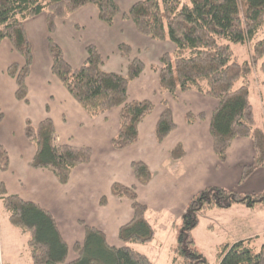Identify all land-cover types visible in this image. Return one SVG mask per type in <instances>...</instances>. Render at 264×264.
<instances>
[{
  "label": "trees",
  "instance_id": "trees-1",
  "mask_svg": "<svg viewBox=\"0 0 264 264\" xmlns=\"http://www.w3.org/2000/svg\"><path fill=\"white\" fill-rule=\"evenodd\" d=\"M87 4L97 7L100 20L108 26H113L121 16L131 21L139 34L171 42L174 52L165 53L160 59V90L169 92L173 98L178 93L194 90L216 99L218 105L210 121L214 152L224 161L234 139L250 138L256 153L255 163L244 169L243 177L264 165V129L256 127L249 90L254 67L260 60L264 71V38L253 44L249 61L240 62L231 48V44L251 43L264 29V0H137L127 11L116 0H0V43L9 40L24 59V65L12 64L7 70L16 81V98L28 103L27 78L33 63L32 45L24 22L44 13L50 34L47 45L52 72L90 116L121 107L120 128L112 140V146L121 150L138 141L139 124L154 110L150 100L130 101L128 96L130 83L142 74L145 64L134 58L127 75L107 72L102 55L94 45L86 47L87 58L80 67L73 68L66 61L52 37L55 21L69 17ZM119 48L124 55H129V46L120 44ZM164 104L155 130L159 142L176 127L172 110ZM187 120L192 123L194 115L188 113ZM26 138L36 148L32 167L50 171L63 185L69 182L73 170L88 164L93 155L90 147L58 143L55 125L50 119L37 126L28 121ZM0 165L7 169V154L1 147ZM131 168L140 185L150 183L152 172L144 162L134 161ZM111 194L132 202L133 218L119 230V239L124 245L111 246L104 233L85 225L83 243H75L70 248L48 210L10 195L4 185L0 186V197L11 224L30 236L32 264H153L148 256L128 245L149 243L154 238V230L146 217L148 207L138 201L137 187L114 183ZM106 202L102 198L101 205ZM235 204L263 208L264 190L242 194L223 187H209L194 195L182 216L173 248L174 264H208L193 235L200 216L208 210L227 209ZM251 243L242 240L221 245L218 264H264V247L256 251ZM70 253L75 255L72 260H69Z\"/></svg>",
  "mask_w": 264,
  "mask_h": 264
},
{
  "label": "crops",
  "instance_id": "crops-1",
  "mask_svg": "<svg viewBox=\"0 0 264 264\" xmlns=\"http://www.w3.org/2000/svg\"><path fill=\"white\" fill-rule=\"evenodd\" d=\"M116 1L127 11L137 0ZM24 25L33 54L27 78L28 103L16 98V81L7 71L12 64L24 65V59L9 40L0 43V147L8 158L7 169L0 165V186L4 185L8 194L48 210L70 248L75 243H83L85 225L104 233L111 246L124 245L119 239V230L133 218L132 202L111 194L114 183L137 187L138 201L148 207L146 217L154 230V238L145 244L158 239L157 220L167 218L163 223L173 220L175 229L192 197L206 188L223 187L242 194L264 190V165L243 177L244 169L255 163L256 153L250 138L234 139L224 161L214 152L210 121L218 105L216 99L194 90L178 93L177 98H173L169 92L160 90V59L165 53L174 52L171 42L139 34L134 24L121 16L115 19L113 26H108L100 20L93 4L81 7L67 18L56 19L52 37L73 68L80 67L86 60L88 45L98 48L107 72L127 75L134 58L145 64L142 74L130 83L128 96L130 101L150 100L154 110L139 124L138 141L117 150L112 140L120 128L121 107L90 116L52 72L46 15L41 13L27 19ZM120 44L129 46L128 56L122 53ZM254 80L256 84L260 80L255 70L250 79V102ZM165 102L172 110L176 127L159 142L155 130ZM252 107L254 112L253 104ZM188 113L194 115L192 123L187 120ZM45 119L53 121L58 143L93 150L91 161L76 167L65 185L50 171L32 167L36 148L26 138L27 122L37 126ZM259 122L263 126L257 124L255 118L256 127L264 129V116ZM176 149L178 151L173 153ZM134 161L144 162L150 168L152 180L147 185H140L134 176L131 168ZM102 198L107 199L105 205H101ZM221 215L231 219V237L219 245L251 240L254 249L258 241H261L258 248L264 247V207L251 209L235 204L227 209L208 210L200 216L198 227L201 220H211L208 230L213 232ZM9 219L0 197V232L2 224L7 239H12V251L17 249L13 240L22 239L24 252L30 236L26 239L28 233L14 227ZM198 227L193 232L194 237ZM135 244L140 243H128L133 249ZM14 257L11 256L9 264H21ZM74 257V253H70L69 260Z\"/></svg>",
  "mask_w": 264,
  "mask_h": 264
},
{
  "label": "rangeland",
  "instance_id": "rangeland-1",
  "mask_svg": "<svg viewBox=\"0 0 264 264\" xmlns=\"http://www.w3.org/2000/svg\"><path fill=\"white\" fill-rule=\"evenodd\" d=\"M264 38V29L261 30L257 37L252 40L251 43L247 44H231V48L236 56V58L240 62L249 61L251 58V51L253 44L260 39ZM167 42V41H165ZM263 60H260L258 64L254 67V70L257 72L259 76L257 87L256 81H253L252 92H251V102L254 106V114L257 119V124H261L259 119L261 116H264V71L261 69L260 65ZM259 122V123H258ZM256 124V123H255ZM227 215H221L217 221L219 224L214 226V231L208 230V226L210 224L209 220H201V225L195 231L196 244L197 248L204 254L206 257L208 264H218V253L220 250V243H226L229 241V237H231V232L229 231V226L231 225V219L226 217ZM236 215L234 216V218ZM233 218V219H234ZM2 219V218H1ZM167 219V218H166ZM164 220H157L158 222V239L151 244H135L134 249L139 253L147 255L153 262V264H174V254L172 250V246L176 245L177 238L180 232V222H177L175 229L173 227V220L169 223H163ZM222 224V226H221ZM2 226V232H0V259L3 256L1 264H9V260L11 256H15L14 258L19 260L21 264H32L31 256L29 254V248L26 242V250L23 252L22 247V239L21 240H13L17 245V249L13 252L11 247L12 239H7V232H4L6 229ZM175 238L172 239V236ZM28 234L26 235V239H28ZM171 236V237H170ZM264 240V239H262ZM251 241V240H250ZM222 244V245H224ZM261 244V241L256 242L254 247L258 248V245ZM163 245V246H161ZM165 246V247H164ZM257 251V250H256ZM13 252V253H12Z\"/></svg>",
  "mask_w": 264,
  "mask_h": 264
}]
</instances>
